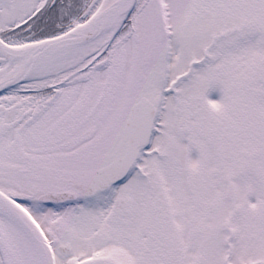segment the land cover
<instances>
[{"label":"snow or ice","instance_id":"1","mask_svg":"<svg viewBox=\"0 0 264 264\" xmlns=\"http://www.w3.org/2000/svg\"><path fill=\"white\" fill-rule=\"evenodd\" d=\"M0 264H264V0H0Z\"/></svg>","mask_w":264,"mask_h":264}]
</instances>
